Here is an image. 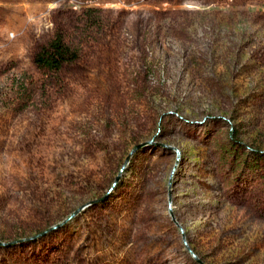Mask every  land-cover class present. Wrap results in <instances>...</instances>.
Returning <instances> with one entry per match:
<instances>
[{"label":"rangeland","instance_id":"374dc122","mask_svg":"<svg viewBox=\"0 0 264 264\" xmlns=\"http://www.w3.org/2000/svg\"><path fill=\"white\" fill-rule=\"evenodd\" d=\"M0 264H264V0H0Z\"/></svg>","mask_w":264,"mask_h":264},{"label":"trees","instance_id":"16d2710c","mask_svg":"<svg viewBox=\"0 0 264 264\" xmlns=\"http://www.w3.org/2000/svg\"><path fill=\"white\" fill-rule=\"evenodd\" d=\"M94 19L92 26H96L99 19ZM80 58V50L69 46L61 33L55 34L54 38L43 46L35 57V64L39 69L47 70L53 73H59L66 65L76 62ZM33 87L25 83V79L18 80L19 106L21 110L25 109L33 97ZM237 189L230 194L229 201L237 202Z\"/></svg>","mask_w":264,"mask_h":264},{"label":"water","instance_id":"95a60500","mask_svg":"<svg viewBox=\"0 0 264 264\" xmlns=\"http://www.w3.org/2000/svg\"><path fill=\"white\" fill-rule=\"evenodd\" d=\"M135 151H133L132 153H131V156H132V154L134 153ZM130 158V157H129ZM129 158H128V160H129ZM119 179V177L117 178V180Z\"/></svg>","mask_w":264,"mask_h":264}]
</instances>
